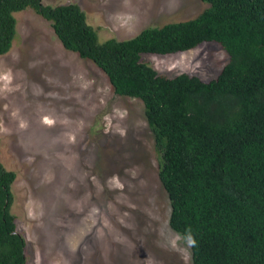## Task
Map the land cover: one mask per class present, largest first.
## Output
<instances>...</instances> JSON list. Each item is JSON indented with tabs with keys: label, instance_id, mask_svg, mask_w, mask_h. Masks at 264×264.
Listing matches in <instances>:
<instances>
[{
	"label": "rangeland",
	"instance_id": "rangeland-1",
	"mask_svg": "<svg viewBox=\"0 0 264 264\" xmlns=\"http://www.w3.org/2000/svg\"><path fill=\"white\" fill-rule=\"evenodd\" d=\"M42 1L78 2L101 42L208 7L203 0ZM14 15L17 35L0 56V162L17 174L11 211L28 264H193L190 242L169 225L143 102L117 94L105 72L66 49L33 9ZM143 60L170 77L209 80L229 55L206 42Z\"/></svg>",
	"mask_w": 264,
	"mask_h": 264
},
{
	"label": "trees",
	"instance_id": "trees-1",
	"mask_svg": "<svg viewBox=\"0 0 264 264\" xmlns=\"http://www.w3.org/2000/svg\"><path fill=\"white\" fill-rule=\"evenodd\" d=\"M187 20L99 41L78 2L0 0V56L17 35L15 12L50 21L63 46L97 65L117 94L139 98L161 156L170 227L190 242L193 264H264V0H203ZM214 42L229 55L204 80L160 73L143 55ZM16 172L0 162V264H28L12 213Z\"/></svg>",
	"mask_w": 264,
	"mask_h": 264
},
{
	"label": "bare ground",
	"instance_id": "bare-ground-1",
	"mask_svg": "<svg viewBox=\"0 0 264 264\" xmlns=\"http://www.w3.org/2000/svg\"><path fill=\"white\" fill-rule=\"evenodd\" d=\"M105 166H106V164H105ZM122 236V235H121ZM122 239V238H121Z\"/></svg>",
	"mask_w": 264,
	"mask_h": 264
}]
</instances>
